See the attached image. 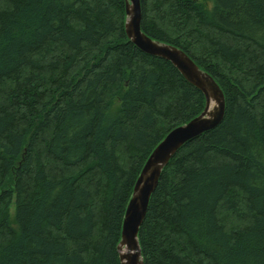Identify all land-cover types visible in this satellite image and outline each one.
Returning <instances> with one entry per match:
<instances>
[{"label": "trees", "instance_id": "obj_1", "mask_svg": "<svg viewBox=\"0 0 264 264\" xmlns=\"http://www.w3.org/2000/svg\"><path fill=\"white\" fill-rule=\"evenodd\" d=\"M223 92L163 168L143 264H264V0H140ZM124 0H0V264H120L133 186L202 93L124 32ZM13 208L11 215L10 209Z\"/></svg>", "mask_w": 264, "mask_h": 264}, {"label": "water", "instance_id": "obj_2", "mask_svg": "<svg viewBox=\"0 0 264 264\" xmlns=\"http://www.w3.org/2000/svg\"><path fill=\"white\" fill-rule=\"evenodd\" d=\"M124 10L126 16L124 32L128 41L141 52L169 62L182 78L199 90L204 97V108L201 113L167 133L151 152L133 186L122 221L117 251L120 264H143L138 233L162 170L186 142L216 128L221 123L225 100L222 90L212 76L199 68L184 51L154 40L141 30L140 0H124Z\"/></svg>", "mask_w": 264, "mask_h": 264}, {"label": "rangeland", "instance_id": "obj_3", "mask_svg": "<svg viewBox=\"0 0 264 264\" xmlns=\"http://www.w3.org/2000/svg\"><path fill=\"white\" fill-rule=\"evenodd\" d=\"M10 213H11V215H12V213H13V208L10 209Z\"/></svg>", "mask_w": 264, "mask_h": 264}, {"label": "bare ground", "instance_id": "obj_4", "mask_svg": "<svg viewBox=\"0 0 264 264\" xmlns=\"http://www.w3.org/2000/svg\"><path fill=\"white\" fill-rule=\"evenodd\" d=\"M125 250L123 249V252H124Z\"/></svg>", "mask_w": 264, "mask_h": 264}]
</instances>
